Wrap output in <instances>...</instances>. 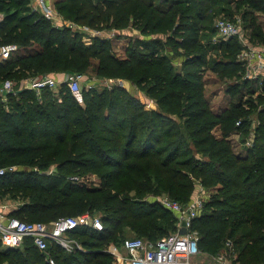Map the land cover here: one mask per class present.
Wrapping results in <instances>:
<instances>
[{
	"label": "trees",
	"instance_id": "1",
	"mask_svg": "<svg viewBox=\"0 0 264 264\" xmlns=\"http://www.w3.org/2000/svg\"><path fill=\"white\" fill-rule=\"evenodd\" d=\"M155 1H59V11L79 26L133 28L145 37L118 60L104 41L95 39L88 46L69 28L52 26L31 10V0H0V12L3 4L14 5L0 23V48L18 46L0 61V84L10 79L19 88L29 79L95 67L98 73L134 82L158 106L146 112L138 98L120 87L84 88L82 104L64 85L59 93L44 90L40 98L31 90L20 91L17 98H8L7 110L0 100V168L7 169L0 176V203L18 205L9 217L49 225L63 217L99 214L103 231L69 233L83 251L68 253L56 244L48 251L55 264H117L105 246L122 248L130 233L157 241L176 231V216L152 196L168 195L185 205L199 182L212 191L193 224L200 251L216 254L230 239L237 255L233 264H264V82L257 88L249 80L227 84L231 95L243 85L252 97L258 89L262 94L212 114L202 83L208 56L222 53L212 66L221 80L232 78L245 72L238 58L243 47L236 38L219 44L208 40L206 46L200 42L203 30L213 33L204 23L214 7L236 3L245 29H251L249 41L264 44L263 26L253 15L264 14V0ZM164 45L173 53L185 52L182 72L160 53ZM171 117L183 126H174ZM253 119L259 122L251 133ZM215 127L219 138L211 135ZM236 131L244 142L252 137L251 147L240 153L228 140ZM186 135L202 158L184 148ZM12 166L18 169L9 171ZM89 175L98 178L97 185ZM0 264L48 263L26 238L18 249H4L0 242Z\"/></svg>",
	"mask_w": 264,
	"mask_h": 264
},
{
	"label": "built area",
	"instance_id": "2",
	"mask_svg": "<svg viewBox=\"0 0 264 264\" xmlns=\"http://www.w3.org/2000/svg\"><path fill=\"white\" fill-rule=\"evenodd\" d=\"M32 11L49 21L52 26L63 29L54 11L56 0H32ZM4 20V15L0 13V23ZM70 29H78L79 32H86L97 36L100 31L91 30L77 24L69 26ZM218 36L227 41L237 38L243 47L238 58L243 62L246 71V79L257 80L264 75V44L256 46L242 35L243 30L240 21L217 20L215 24ZM76 31V30H74ZM78 32V31H76ZM217 41V40H215ZM18 51V46L14 44L4 45L0 48V61L7 60ZM84 77L79 73H66L61 80L52 77H42L24 81L21 87L16 88L11 80H6L0 84V100L7 102L10 96L17 95L20 91L31 90L40 98L44 90L59 93L62 85L66 86L73 98L79 104L83 103ZM109 83L106 82V87ZM93 86H89L93 88ZM237 126L240 122H237ZM251 140L248 145H251ZM15 167H10L9 171H15ZM5 169L0 168V176L4 175ZM203 198L196 197L186 205L174 202L169 198L152 199L157 201L165 210L173 213L177 218V229L174 233L159 239L149 241L141 238H128L124 240L122 249L126 252L127 264H192V260L200 254L199 235L193 228L194 221L199 217L202 210ZM7 207H0V242L4 249H18L22 246L26 238L33 240L34 246L45 255L48 264H55V260L50 255L48 249L50 244H56L64 251L73 253L83 251L82 246L76 240L69 237V233L77 229L103 231L101 217L89 212L76 217H63L57 219L52 224L42 222H25L14 217H9L6 212ZM181 228L186 229L185 234H180ZM113 255L119 257L114 248ZM218 259L220 264H233L236 259L235 245L232 240L227 239ZM116 260H118L116 258ZM119 261V260H118Z\"/></svg>",
	"mask_w": 264,
	"mask_h": 264
},
{
	"label": "rangeland",
	"instance_id": "3",
	"mask_svg": "<svg viewBox=\"0 0 264 264\" xmlns=\"http://www.w3.org/2000/svg\"><path fill=\"white\" fill-rule=\"evenodd\" d=\"M155 2L158 3L159 0H156ZM32 3L33 2L31 0V2H30L31 10L33 8ZM58 3L59 2H56L54 4V11L56 13V17L58 18L59 22L62 24L63 28H69L70 29L69 26H73V25H75V23L73 21H71L69 18H67V16L64 13L59 11ZM13 8H14V5L12 3L9 4V7L8 6L5 7L3 4L2 5V11L0 13L5 16L4 13L12 11ZM214 8H215L216 12L214 14H210L211 20H209V21L207 20L204 23L205 25L212 27L213 33L203 30V32H201V36H200V42L202 44H204L206 46V42L208 40H210L208 42H212L214 44H219V43H223V42L228 41V40L223 41L218 36L217 29L215 28V24H216L217 20H227V21H234V22L240 21V24H241L242 30H243L242 35L246 38L249 37L248 35L251 32V29H249V28L245 29L243 17L241 16L243 10H240V9L238 10L236 8V3H233V5H227V6L222 4V5H220V7H214ZM220 8H223L224 10H226V13L225 14L219 13L218 11L221 10ZM244 10H246V12H247L249 9L244 8ZM228 12H230L232 14V17L227 16ZM215 14H216V16H214ZM253 15L256 18V21L262 23V25L264 27V14H262L261 12H254ZM38 16H40V15H38ZM212 17H214V18H212ZM70 30L72 33L79 34L78 35L79 38L82 40V42L85 45H88V46L93 45V43L95 42V39H99L101 41H104L105 44L107 45V52L118 60H122V59L126 58L127 48L130 47L132 44H134L136 39L145 38V37H143V35L139 31H137L133 28H130L128 30L121 32V31H117L113 28L104 27L102 30H100V33L97 36L90 35L89 33H86V32H79L78 29H74L78 32L74 31L73 29H70ZM159 37H161V36L160 35H153L151 38H159ZM147 38L150 39V36ZM215 40H217V41H215ZM238 42H239V40H238ZM258 46H260V45H258ZM162 47L160 48V53L168 55L171 58L174 69L177 70V72H182L183 70H182L181 61L183 59L185 52L179 48V50H177L176 53H173L171 48H170V45H164ZM168 48H170V49H168ZM171 53L173 56L171 55ZM221 54L222 53H220L218 51L210 52L208 59H207L209 64L207 66H205L204 71H202L203 72L202 73V77H203L202 83H203V88H204V95H205L206 100L209 102L210 112L212 114H215V115L222 114V112L225 109L229 108L231 103H237L241 100H246V99L254 100L253 98H256V96L258 94H262V91L260 89H258V90H256L254 96L252 97L251 94H249L250 89H247V87H245L244 85L242 87H240V89H236L234 91V94H232V95L228 94L226 91L227 84H242L241 83L242 80H248V79H246L247 74L245 71L244 73H242L240 75L237 74L232 78L226 77V79L221 80L219 78L220 76L215 71L216 69L213 68V66H212L213 62H217V61L221 60ZM93 62L95 64H98V61H96V60ZM76 72H79L84 77V80L82 82L83 89L84 88L89 89L90 85L91 86L94 85V87L98 88V90H102L103 88L111 90L114 87H120V88L126 89L130 94H132L133 96L138 98L139 101L144 105V110L146 112H149L151 110H155V111L158 110V106H157L156 102L153 99H149V98L147 99L144 95V91L142 90V88L138 87L134 82L129 81L127 79H123V78H119V77H109V75L98 73V69H96L95 67H92L90 69L87 68V69H84L81 71L70 70V71H67L64 73H60V74H51L48 77H52V78L61 80L64 74L76 73ZM6 80H10V79H6ZM106 82L109 83V85H108L109 87H106ZM14 84L16 86L15 82H14ZM19 86H21V85H19ZM253 88H255V87H253ZM16 96L17 95H15V97ZM1 103L3 104V106H5L6 110L9 109V105H8L9 99H7L6 103H3V102H1ZM172 119L174 120L173 121L174 126L180 125V124H181L180 126H183L181 120H179V119L177 120L175 117H171V120ZM250 122H251V124H250L251 126L249 129H250V132L253 133V130L258 125L259 121L256 119H253V120H250ZM211 135L214 136L215 138H219L221 136L219 128L215 127L214 129H212ZM243 138H245L244 135L237 132V131L235 133H232L228 137V140L232 143V145H233L232 147L234 148L236 153H240V152L244 151L245 148L251 147V145H252V144L248 145L249 141L252 138L251 136H250V138L246 139L245 142L242 140ZM184 148L190 149L192 151L193 155H195V156H199L200 158L203 157V156L198 155L196 153V150L193 148L192 140L187 135H186V139H185ZM12 167H15L16 170L18 169L17 166H12ZM53 168L54 167L51 168V171L53 170ZM3 169L7 170L4 167H3ZM89 176H90L89 180L93 184L97 185L98 184V178L95 175H89ZM196 185H197L196 189H195V191L192 195V198L189 202L194 200L196 197H201V198H203L202 199V201H203L202 206H204V204L209 200V197L212 194V191L206 190L199 182H196ZM152 197L155 199L166 198V197L171 199L168 195L152 196ZM171 200L174 202H177L173 199H171ZM153 201H155V200H153ZM177 203H179V202H177ZM181 205H183V204H181ZM1 206H6L7 207L6 212H9L10 210L15 209L18 205L15 202L7 201V202L0 203V207ZM96 215H99V214H96ZM128 238H136V236L130 233L126 237V239H128ZM105 248H106L105 250L112 255H113L112 252H113L114 248L117 250V254L119 257H116L115 255H113L115 257V259L117 258L119 260V261L118 260L115 261L117 264H127L125 261L127 254L120 247V245L116 246L115 244H109V245L105 246ZM220 255H222L221 251L216 253V254H209L207 252L200 251V254L192 260V264H220V260L218 259V257Z\"/></svg>",
	"mask_w": 264,
	"mask_h": 264
},
{
	"label": "crops",
	"instance_id": "4",
	"mask_svg": "<svg viewBox=\"0 0 264 264\" xmlns=\"http://www.w3.org/2000/svg\"><path fill=\"white\" fill-rule=\"evenodd\" d=\"M60 0H56V2H59ZM263 14V13H262ZM258 22V21H257ZM258 23H260V22H258ZM261 25H262V23H260ZM263 26V25H262ZM263 29H264V27H263ZM249 80V79H248ZM249 81H251V80H249ZM252 82V84L255 86V88H257V86H259V85H261L262 84V82H264V75H262V76H260V78L259 79H257V80H252L251 81ZM22 86V85H21ZM21 86H19V87H21Z\"/></svg>",
	"mask_w": 264,
	"mask_h": 264
},
{
	"label": "water",
	"instance_id": "5",
	"mask_svg": "<svg viewBox=\"0 0 264 264\" xmlns=\"http://www.w3.org/2000/svg\"><path fill=\"white\" fill-rule=\"evenodd\" d=\"M179 233H180V234H185V233H186V229H185V228H181V230H180Z\"/></svg>",
	"mask_w": 264,
	"mask_h": 264
}]
</instances>
